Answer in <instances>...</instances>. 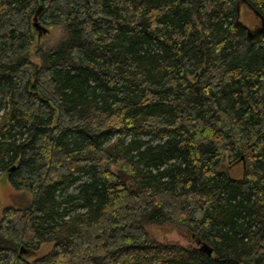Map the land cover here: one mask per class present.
I'll use <instances>...</instances> for the list:
<instances>
[{"label": "trees", "instance_id": "obj_1", "mask_svg": "<svg viewBox=\"0 0 264 264\" xmlns=\"http://www.w3.org/2000/svg\"><path fill=\"white\" fill-rule=\"evenodd\" d=\"M236 2L0 0V177L30 193L0 264H264V33ZM38 5L64 34L36 62Z\"/></svg>", "mask_w": 264, "mask_h": 264}, {"label": "rangeland", "instance_id": "obj_2", "mask_svg": "<svg viewBox=\"0 0 264 264\" xmlns=\"http://www.w3.org/2000/svg\"><path fill=\"white\" fill-rule=\"evenodd\" d=\"M243 7V8H242ZM240 21L244 24L248 25L251 31H255L262 26L259 18L253 12L251 8L247 6V4H241L240 6ZM39 21V20H38ZM40 22V21H39ZM41 23V22H40ZM44 27L48 29V32L42 34L40 37H37V31L34 30V42L30 47L29 54L32 60L39 62V58L36 55V49L38 47H42L43 49H48L54 47L62 38L64 34V29L61 25H45L41 23ZM225 169H229L230 174L233 177L241 178L243 173V168L241 161L234 162L233 164H228L225 166ZM124 174H122L123 181H126ZM30 198V193L26 190L20 189L17 190L13 188L10 184L5 180V176L1 175L0 177V210L3 206L11 204V205H23ZM146 229L150 236L161 242L175 243L185 247H195L198 246L197 240L193 236V234L183 226H178L175 224H148L146 225ZM51 248V243H45L41 246L38 254H43L47 252ZM19 252V249H18ZM36 256L35 254H29L27 257L33 258ZM162 264V263H159Z\"/></svg>", "mask_w": 264, "mask_h": 264}, {"label": "water", "instance_id": "obj_3", "mask_svg": "<svg viewBox=\"0 0 264 264\" xmlns=\"http://www.w3.org/2000/svg\"><path fill=\"white\" fill-rule=\"evenodd\" d=\"M245 2V0H237L236 2V10H237V19L239 18V15H240V6L241 4ZM247 6L249 8H251L250 4L249 3H246ZM252 9V8H251ZM41 10V5H38L37 9L35 10V13L33 15V20H32V27L34 28V30L37 31V37H40L42 34H45L48 32V29L46 27H44L39 21H38V14ZM253 12L257 15V17L259 18L261 24L263 27L257 29L259 32H262L264 33V18L261 14L258 13L257 10H254L252 9ZM239 20V19H238ZM239 160H243V157L241 156L237 161ZM243 166H244V161H243ZM223 167V166H222ZM227 170V169H226ZM127 178V177H125ZM197 243H198V249L200 251H203V252H206L208 255H210L212 253V247L207 244L206 242L204 241H201V240H197ZM32 251H28V250H25L23 246H20L19 248V254L20 255H29L31 254ZM162 264H165V262H161Z\"/></svg>", "mask_w": 264, "mask_h": 264}, {"label": "flooded vegetation", "instance_id": "obj_4", "mask_svg": "<svg viewBox=\"0 0 264 264\" xmlns=\"http://www.w3.org/2000/svg\"><path fill=\"white\" fill-rule=\"evenodd\" d=\"M243 4H246L245 2ZM243 8V7H242ZM240 12H241V9H240Z\"/></svg>", "mask_w": 264, "mask_h": 264}]
</instances>
